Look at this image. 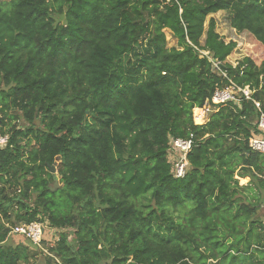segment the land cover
<instances>
[{
	"label": "trees",
	"instance_id": "obj_1",
	"mask_svg": "<svg viewBox=\"0 0 264 264\" xmlns=\"http://www.w3.org/2000/svg\"><path fill=\"white\" fill-rule=\"evenodd\" d=\"M219 12L264 47V0H0V264H264V58L226 62ZM231 83L251 99L195 125ZM32 222L40 247L8 244Z\"/></svg>",
	"mask_w": 264,
	"mask_h": 264
},
{
	"label": "built area",
	"instance_id": "obj_2",
	"mask_svg": "<svg viewBox=\"0 0 264 264\" xmlns=\"http://www.w3.org/2000/svg\"><path fill=\"white\" fill-rule=\"evenodd\" d=\"M250 97L251 91L248 87L240 88L231 83L225 88H216L211 97L206 101L202 110H204V114H206V112L209 113L214 108L226 105L239 107L243 100L249 101L251 99ZM254 105L256 109H260L258 103L254 102ZM256 127L258 135L249 138L248 147L253 152L264 154V114L261 112ZM8 140V135L0 134V150L7 146ZM191 146V138L186 140L176 139L172 141V148L177 154L176 157H174V160H172V173L176 179H181L185 175L187 166L186 155L190 152ZM5 227L8 228V236L22 237L36 247L41 246L42 240L48 234L46 233L44 224L40 222L18 224L15 226L5 225Z\"/></svg>",
	"mask_w": 264,
	"mask_h": 264
},
{
	"label": "rangeland",
	"instance_id": "obj_3",
	"mask_svg": "<svg viewBox=\"0 0 264 264\" xmlns=\"http://www.w3.org/2000/svg\"><path fill=\"white\" fill-rule=\"evenodd\" d=\"M209 18H213V20L216 23V32L222 37V39L228 43L229 41L234 42L235 48L233 52L227 57L226 62L232 66H236V64L241 61L242 59L248 57L250 58L256 65H259L261 61L264 58V47L261 46L259 43H257L251 35L248 33H238L231 29L228 25V14L224 12H219L214 15L209 16L206 19L205 27L207 26ZM165 38H166V43L167 47H176L177 46V41L176 39L171 35V33L166 30L164 31ZM203 55H207V53H201ZM203 109V108H202ZM199 109L203 113V122L202 124L205 123V121L208 119V116L210 115L209 113L213 110H211L209 113L206 112L204 114V110ZM194 112V110H193ZM193 122L195 125H202V124H196L194 120V113H193ZM21 123V122H20ZM22 124V123H21ZM174 157L170 156V160H174ZM246 184H239V186L243 187ZM52 188H53V183H52ZM60 188L59 181H57V186L54 188V190H57ZM251 203H255V200H250ZM257 219H260L264 223V203H261V205L258 206V211H257ZM50 234L54 235V232L52 231ZM264 236V233H263ZM70 239L72 236L69 237ZM18 243H27L23 240V238L15 236L11 239H9L8 244H11L12 246H15ZM28 244V243H27ZM33 264H43V257L39 255L36 259V261L33 262Z\"/></svg>",
	"mask_w": 264,
	"mask_h": 264
},
{
	"label": "water",
	"instance_id": "obj_4",
	"mask_svg": "<svg viewBox=\"0 0 264 264\" xmlns=\"http://www.w3.org/2000/svg\"><path fill=\"white\" fill-rule=\"evenodd\" d=\"M212 63L213 64H216L217 61L216 60H212ZM50 172L51 174H55V165H53L51 168H50ZM54 182H53V188L51 189L52 191L54 190V188H56L57 186V181H58V178L56 176H54Z\"/></svg>",
	"mask_w": 264,
	"mask_h": 264
},
{
	"label": "bare ground",
	"instance_id": "obj_5",
	"mask_svg": "<svg viewBox=\"0 0 264 264\" xmlns=\"http://www.w3.org/2000/svg\"><path fill=\"white\" fill-rule=\"evenodd\" d=\"M202 115H203V113H202L201 110H194V120H195L196 122L201 121V119H202V117H203Z\"/></svg>",
	"mask_w": 264,
	"mask_h": 264
},
{
	"label": "crops",
	"instance_id": "obj_6",
	"mask_svg": "<svg viewBox=\"0 0 264 264\" xmlns=\"http://www.w3.org/2000/svg\"><path fill=\"white\" fill-rule=\"evenodd\" d=\"M194 110H199V109H194ZM206 121H207V120H206ZM206 121H205V122H206Z\"/></svg>",
	"mask_w": 264,
	"mask_h": 264
}]
</instances>
